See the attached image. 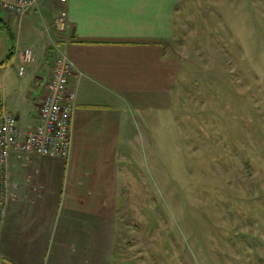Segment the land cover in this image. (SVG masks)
Returning <instances> with one entry per match:
<instances>
[{"label":"rangeland","instance_id":"rangeland-1","mask_svg":"<svg viewBox=\"0 0 264 264\" xmlns=\"http://www.w3.org/2000/svg\"><path fill=\"white\" fill-rule=\"evenodd\" d=\"M179 8L184 29L168 48L182 63L178 105L158 138L135 140L140 184L125 194L120 221L90 231L86 256L264 264V0H183ZM16 48L1 31L0 113L20 108L18 126H31L32 94L42 91L35 63L48 59L32 49L21 76ZM56 252L52 244L49 262Z\"/></svg>","mask_w":264,"mask_h":264},{"label":"crops","instance_id":"crops-1","mask_svg":"<svg viewBox=\"0 0 264 264\" xmlns=\"http://www.w3.org/2000/svg\"><path fill=\"white\" fill-rule=\"evenodd\" d=\"M182 1L38 0L37 9L22 17L1 14L16 38L20 63L25 48L48 59L35 63L42 91L32 94L35 120L22 132L38 123L53 58L48 46L54 43L83 75L72 80L77 106L69 156L20 159L11 153L0 261L68 264L71 257L72 264H100L86 256L90 231L124 217L125 194L140 184L135 140L158 138L178 105L182 63L168 48L184 29ZM62 10L68 19L59 31ZM14 115L20 124V108ZM52 244L57 252L49 262Z\"/></svg>","mask_w":264,"mask_h":264},{"label":"built area","instance_id":"built-area-1","mask_svg":"<svg viewBox=\"0 0 264 264\" xmlns=\"http://www.w3.org/2000/svg\"><path fill=\"white\" fill-rule=\"evenodd\" d=\"M63 2L66 0H62ZM38 0H0L1 14L22 17L30 10L37 9ZM68 14L62 10L56 18V27L63 31ZM51 60L50 75L45 85V93L37 105L38 123L25 133L21 131L17 118L11 112L0 113V228L6 214L7 175L12 151L20 159L33 157H63L70 154L72 145L73 117L77 106V88L73 79H80L83 73L66 55L56 50ZM31 48L23 51L19 65L20 75L25 73V64L32 62Z\"/></svg>","mask_w":264,"mask_h":264},{"label":"trees","instance_id":"trees-1","mask_svg":"<svg viewBox=\"0 0 264 264\" xmlns=\"http://www.w3.org/2000/svg\"><path fill=\"white\" fill-rule=\"evenodd\" d=\"M5 30L8 34V37H10V40L11 41H14L15 40V37L11 31V29L9 28V26L6 24V21L0 17V32Z\"/></svg>","mask_w":264,"mask_h":264}]
</instances>
